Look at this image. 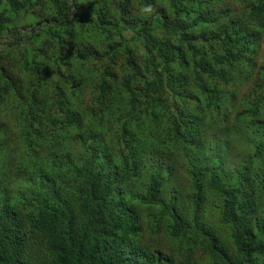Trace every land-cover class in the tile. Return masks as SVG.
<instances>
[{
    "label": "clouds",
    "instance_id": "9594fccd",
    "mask_svg": "<svg viewBox=\"0 0 264 264\" xmlns=\"http://www.w3.org/2000/svg\"><path fill=\"white\" fill-rule=\"evenodd\" d=\"M0 264H264V0H0Z\"/></svg>",
    "mask_w": 264,
    "mask_h": 264
}]
</instances>
